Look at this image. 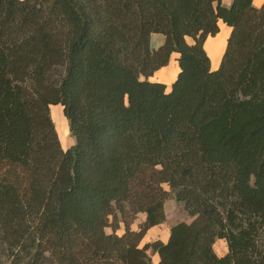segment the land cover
<instances>
[{"label": "trees", "instance_id": "trees-1", "mask_svg": "<svg viewBox=\"0 0 264 264\" xmlns=\"http://www.w3.org/2000/svg\"><path fill=\"white\" fill-rule=\"evenodd\" d=\"M219 21L232 30L212 69L204 43ZM153 32L165 35L156 48ZM174 52L168 91L150 77ZM52 105L68 117L67 148ZM171 193L192 220L142 243ZM152 253L264 264V3L0 0V264Z\"/></svg>", "mask_w": 264, "mask_h": 264}, {"label": "crops", "instance_id": "crops-1", "mask_svg": "<svg viewBox=\"0 0 264 264\" xmlns=\"http://www.w3.org/2000/svg\"><path fill=\"white\" fill-rule=\"evenodd\" d=\"M231 2H232V0H222V3L225 5H230ZM253 3L256 6H261L264 3V0H253ZM222 21L221 22L219 21L220 22V24H219L220 30L215 35H211V34L208 35L207 38L205 39V43H204L205 49L207 50V52L211 58L212 69H217L219 67L221 60H222V57H223V54H224V51H225L226 46H227L228 37L230 36L231 30H232L231 26H229L228 24H226ZM188 38H191V37H188ZM164 40H165V35L163 33H161V32L151 33V46L153 48H156L159 45H161L164 42ZM189 42H193V38H192V41H189ZM177 57H178V53L174 52L173 53V59L167 65L162 66L158 71H156L155 72V74H156L155 78H154V76H151V77H153L151 79L162 81V82L168 84V88H170L172 86L173 81L176 79L178 72H179V68L177 66L176 68H174L171 71V76H170V68H171L172 61H175L178 63ZM159 73H160V75H158ZM62 109H63V106H62ZM53 120H54V118H53ZM55 124H56V121H55ZM57 127L58 126L56 124V128ZM58 133L60 136L61 144L64 147V145H67V137H65V139H63V138L61 139V134L59 131H58ZM69 133H70V129L66 135H68ZM137 225H133V227L137 228ZM166 233L168 235H166L164 238L161 236V239H163L164 241H167V239L170 235V228ZM158 234H159V229L156 227V225L151 226L147 230L145 236L143 237L142 242L151 241L153 239H156L157 237H160ZM223 252L224 251H222V253ZM153 262L155 264H158L159 254L156 253L153 256Z\"/></svg>", "mask_w": 264, "mask_h": 264}, {"label": "rangeland", "instance_id": "rangeland-1", "mask_svg": "<svg viewBox=\"0 0 264 264\" xmlns=\"http://www.w3.org/2000/svg\"><path fill=\"white\" fill-rule=\"evenodd\" d=\"M187 39H188V41H192V38H187ZM172 59H173V57H172ZM177 66L179 68L178 63L175 61H172L171 68H170V76H171V71L174 68H176ZM155 75L156 74L154 73L152 76H154V78H155ZM158 75H160V73ZM151 78H153V77H150V79ZM152 80H154V79H152ZM170 89L171 88H168V84H167V90L169 91ZM57 104H61V103H57ZM51 114H52V117L54 118V120L56 121V124L58 126L57 129L61 134V139L62 138L65 139V137H67V145H64V147L67 148L70 145H72L73 143H75V138L70 133L68 135H66L69 132V124H68L69 120H68V117L66 116V114L64 112V106L62 109V105H52L51 106ZM164 186L167 189H169L168 184L165 183ZM165 209H166V220L163 223L156 225V227L159 229L158 235L160 236V237H157L156 239L161 238V236L164 238L166 235H168L166 232L176 222L181 221V220H187V221L192 220V217L183 208L182 203L177 201L172 193L169 194V196L166 200ZM143 219H144V213L141 212L136 217L135 222L132 224V226L137 225ZM112 230H113V227L111 225H109L107 227V231L110 232ZM117 232L118 233L124 232V224L123 223H121V226L117 229ZM142 243H144V242H142ZM215 248L219 253H222V251H224V248H227L225 240H218L215 244ZM154 255L155 254L152 253V257ZM152 264H155V263L153 262Z\"/></svg>", "mask_w": 264, "mask_h": 264}]
</instances>
